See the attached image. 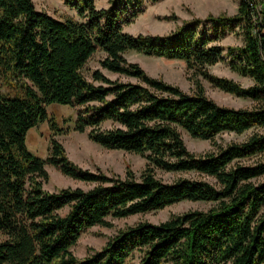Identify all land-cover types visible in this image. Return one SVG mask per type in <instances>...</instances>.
Returning a JSON list of instances; mask_svg holds the SVG:
<instances>
[{"label":"trees","instance_id":"trees-1","mask_svg":"<svg viewBox=\"0 0 264 264\" xmlns=\"http://www.w3.org/2000/svg\"><path fill=\"white\" fill-rule=\"evenodd\" d=\"M146 1L158 0H108L106 7L64 0L77 17L59 18L33 0H0V264H264V180H258L264 160L242 161L264 152V0H239L232 15L195 16L167 33L124 30ZM235 27L242 44L217 42ZM98 50L104 55L88 75L87 62ZM129 50L181 59L195 76L253 104L220 105L199 78L187 92L128 60ZM224 54L230 69L252 83L209 70ZM102 68L126 79L111 78ZM53 102L75 108L74 118L66 119L71 124L59 125L49 115ZM44 120L52 135L42 158L28 147L26 134ZM250 128L241 141H214L219 132ZM69 130L137 153L144 166L136 175L127 165L123 176L81 167L54 137ZM182 130L212 140L215 148L191 151ZM46 163L92 184L47 189ZM156 169L194 170L214 181L184 176L167 181ZM183 199L212 203L127 224L86 256L71 250L90 226H109L114 217Z\"/></svg>","mask_w":264,"mask_h":264},{"label":"rangeland","instance_id":"rangeland-1","mask_svg":"<svg viewBox=\"0 0 264 264\" xmlns=\"http://www.w3.org/2000/svg\"><path fill=\"white\" fill-rule=\"evenodd\" d=\"M38 9H44L56 17H64L73 15L77 17L74 9L69 8L64 0H33ZM239 0H158L155 2H145L142 11L130 22L124 24V30L130 33L150 32V33H167L180 25L183 20L191 19L192 17H205L207 14L225 13L232 15L237 11ZM96 7H106L109 5L108 0H94ZM175 15L174 18H164V15ZM243 35L240 28L235 27L234 30L226 31L223 37H220L218 43L227 45H240ZM104 55V52L98 50L93 53L87 62L85 73L89 75V70L99 67V59ZM128 60L139 62L148 73L154 76H159L171 83L177 84L183 90L191 92L194 88V79L199 78L205 88L206 94L213 98L220 105L232 107H250L253 104L251 99L238 97L231 93L225 92L213 86L208 80L200 75H194L192 70L187 68L185 62L176 58H164L159 56L145 55L133 50L125 53ZM228 57L223 55V59L215 64L209 65V70L217 75L230 77L243 85L252 83L251 79L242 77L235 71L231 70L228 65ZM102 71L111 78L126 79L125 76L115 72L108 71L102 68ZM49 115H53L57 123L66 126L75 116V108L67 104L50 103L47 106ZM110 122L103 123L104 126ZM252 132V128L245 130L243 133L236 134L231 131H222L216 134L214 141L219 144H226L230 141H241ZM52 135L49 124L46 120L39 122L35 126L28 129L26 134V143L28 147L37 155L45 158L49 149V138ZM59 141L65 147L68 157L77 163L79 166L91 169L93 171H103L108 174L117 173L124 175L125 168L129 165L136 175L144 166V158L134 152L123 149H114L104 147L92 141L86 132H78L69 130L65 133L55 134ZM182 137L187 147L196 153L214 149L210 139L196 138L189 135L185 130H182ZM256 159L264 160V152L255 154L248 158H243L244 162H253ZM46 168L49 172V179L44 186L47 189L53 190L62 186H81L89 187L92 183L83 180L75 179L64 175L60 170L52 164L46 163ZM158 176L164 180L172 181L177 177H204L210 181L214 179L210 176H205L194 170H182L176 172H168L162 169H156ZM258 180H264V175ZM212 202L204 200H187L183 199L162 208L149 210L143 213L131 214L125 217H114L111 219L112 224L93 225L83 231L77 241L71 246L72 252L83 257L93 252L94 249L100 248L108 237L114 234L119 228L132 224L139 219H149L151 221H159L167 218L171 213H179L188 209L207 208ZM3 234L0 232V239ZM167 264H172L168 262Z\"/></svg>","mask_w":264,"mask_h":264},{"label":"crops","instance_id":"crops-1","mask_svg":"<svg viewBox=\"0 0 264 264\" xmlns=\"http://www.w3.org/2000/svg\"><path fill=\"white\" fill-rule=\"evenodd\" d=\"M237 7H238V5H237ZM237 11V10H236ZM262 32L264 33V27L262 28ZM218 42V41H217ZM240 43H243V38L241 39V42ZM236 72V71H235ZM237 73V72H236ZM237 74H239V73H237ZM240 76H242V77H247V78H249V79H251L249 76H243V75H241V74H239ZM251 81H252V79H251ZM247 99H249V98H247Z\"/></svg>","mask_w":264,"mask_h":264},{"label":"built area","instance_id":"built-area-1","mask_svg":"<svg viewBox=\"0 0 264 264\" xmlns=\"http://www.w3.org/2000/svg\"><path fill=\"white\" fill-rule=\"evenodd\" d=\"M260 7V3L257 5V8H259ZM254 17L256 18V15H254ZM257 20V19H256Z\"/></svg>","mask_w":264,"mask_h":264}]
</instances>
